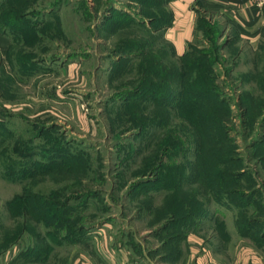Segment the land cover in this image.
<instances>
[{"label":"rangeland","instance_id":"1","mask_svg":"<svg viewBox=\"0 0 264 264\" xmlns=\"http://www.w3.org/2000/svg\"><path fill=\"white\" fill-rule=\"evenodd\" d=\"M165 2L0 0V264H264V35Z\"/></svg>","mask_w":264,"mask_h":264},{"label":"crops","instance_id":"2","mask_svg":"<svg viewBox=\"0 0 264 264\" xmlns=\"http://www.w3.org/2000/svg\"><path fill=\"white\" fill-rule=\"evenodd\" d=\"M166 8L171 21L162 30V39L176 56L185 53L204 24L220 30L218 40L228 43L225 49L233 46L238 50L236 59L244 56L246 50L254 54L264 35L263 0H170ZM9 44V38L0 34L2 55ZM78 264L87 263L81 259Z\"/></svg>","mask_w":264,"mask_h":264},{"label":"trees","instance_id":"3","mask_svg":"<svg viewBox=\"0 0 264 264\" xmlns=\"http://www.w3.org/2000/svg\"><path fill=\"white\" fill-rule=\"evenodd\" d=\"M165 1L168 3L170 0H164V2ZM166 2H165V5L167 4ZM163 7L165 8L164 4H163ZM164 12H165V9L163 11V15L161 14V18L159 20L162 23V25L160 27H157L158 30L161 29V32L164 28H166V26H168L170 24V21H171V14L169 13V11L167 13L165 12V14H164ZM154 18H155V16H154ZM151 20L153 21L155 19L152 18Z\"/></svg>","mask_w":264,"mask_h":264},{"label":"built area","instance_id":"4","mask_svg":"<svg viewBox=\"0 0 264 264\" xmlns=\"http://www.w3.org/2000/svg\"><path fill=\"white\" fill-rule=\"evenodd\" d=\"M263 3H264V0H263Z\"/></svg>","mask_w":264,"mask_h":264}]
</instances>
